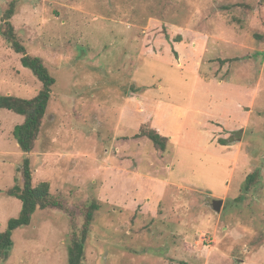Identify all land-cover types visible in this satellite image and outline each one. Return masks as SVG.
<instances>
[{
	"label": "rangeland",
	"instance_id": "rangeland-1",
	"mask_svg": "<svg viewBox=\"0 0 264 264\" xmlns=\"http://www.w3.org/2000/svg\"><path fill=\"white\" fill-rule=\"evenodd\" d=\"M13 2L56 83L29 154L24 117L0 109L1 230L27 157L61 207L15 230L0 264H69L92 204L85 264H264V0H0V95L32 99L42 83L1 33Z\"/></svg>",
	"mask_w": 264,
	"mask_h": 264
},
{
	"label": "trees",
	"instance_id": "trees-1",
	"mask_svg": "<svg viewBox=\"0 0 264 264\" xmlns=\"http://www.w3.org/2000/svg\"><path fill=\"white\" fill-rule=\"evenodd\" d=\"M15 12L16 4L13 2L5 11V22L1 26V33L13 50L22 55V64L30 69L39 79L42 83V89L32 99H24L12 95H0V109H7L24 117V122L16 126L13 134L21 150L25 154H29L34 150L36 141L41 133L56 80L49 72L43 60L40 57L29 55L26 47L16 36L14 27L11 24V19L15 16ZM136 137H148L156 148L164 152L167 150L168 138L162 136L154 129H142ZM20 170L23 177L22 184L16 185L8 194L16 196L22 201V211L18 218L9 221L5 231H2L0 226V260H6L10 256V250L13 245V232L21 227L30 225L32 217L37 210L61 207V201L52 195L51 186L48 182H42L38 186H34L31 162L28 157L24 160ZM253 178V175L247 178L245 191H249L254 183ZM97 209L98 206L96 204L90 206L80 234H76L72 238L69 247V264H85V243L90 234L94 212Z\"/></svg>",
	"mask_w": 264,
	"mask_h": 264
},
{
	"label": "water",
	"instance_id": "water-1",
	"mask_svg": "<svg viewBox=\"0 0 264 264\" xmlns=\"http://www.w3.org/2000/svg\"><path fill=\"white\" fill-rule=\"evenodd\" d=\"M223 201L222 200H214L213 207L217 212H220L222 209Z\"/></svg>",
	"mask_w": 264,
	"mask_h": 264
}]
</instances>
